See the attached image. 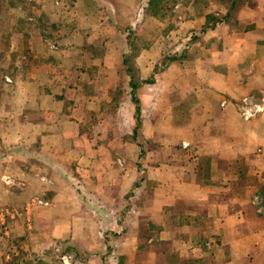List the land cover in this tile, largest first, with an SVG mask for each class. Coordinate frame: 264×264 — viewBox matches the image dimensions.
<instances>
[{"label":"rangeland","instance_id":"374dc122","mask_svg":"<svg viewBox=\"0 0 264 264\" xmlns=\"http://www.w3.org/2000/svg\"><path fill=\"white\" fill-rule=\"evenodd\" d=\"M70 1L0 0V150H6L7 141L19 135L8 136L14 133L8 125L13 124V118L20 112L27 116L24 103L32 97L27 88L41 83L40 79L46 80L53 67L57 86L68 76L69 85L77 87L82 95L97 97L99 108L94 112L85 108L84 98L72 99L75 107L72 113L82 119L79 152L85 151L86 146L110 141L111 158L117 159L120 151L126 165H137L136 180L125 182L121 202L114 201L120 194L116 175L103 179L104 173H94V167L77 159V150L71 153L67 150L63 162L72 175V191L65 189L67 192L56 202L52 191L40 196L32 194L26 209L31 212L30 217L24 207L13 209L12 205L0 204V264H86L94 254L104 257L102 264L182 263L174 257L176 247L159 231L166 226L181 227L188 220L184 213L186 205L182 202L176 207L171 205L162 213L150 203L160 182L157 178L168 171L166 165L171 166L169 171L175 180L188 165V159L198 157L197 175L215 190L210 192L212 199L241 202L253 193L261 198L257 204L262 206L264 173L249 162L252 154L240 153L224 160L219 156V147L215 153L216 150L203 149L200 142L188 145L186 125L174 124L170 130L168 124L162 123L158 136L152 135V124L142 122L144 116L151 115L152 103L144 96L146 106L142 107L136 92L152 83H158L164 94L168 89L172 91L162 72L172 63L182 70L183 60L201 56L208 50L207 28L218 20V9H225L228 17L230 14L234 17L233 24L238 25L240 14L246 15L261 0H79L80 11L70 10ZM198 13L206 16L205 25L197 29L186 27L185 20ZM257 20L260 26L264 25V15ZM255 38L258 46L259 38ZM260 41L264 46V40ZM120 42L125 44L122 54L118 51ZM182 76L171 74L173 86ZM133 82L139 84L134 89L138 111L132 100ZM247 98V105L240 98L239 102L232 98L240 115L254 116L263 111L264 98L255 99L259 103L251 96ZM163 100L160 109L166 111ZM65 104L70 106L67 101ZM37 112H32L34 117L40 116ZM102 120L106 121L104 125ZM98 123L102 133L95 128ZM108 162L111 165L113 159ZM82 167L89 172L80 171ZM103 180L107 185L102 184ZM2 193L8 196L7 191ZM90 194L99 200L106 194L109 201H93ZM250 205L244 203L247 208ZM205 211L206 207H198L195 213L202 225L209 228L215 219ZM125 233L131 240L127 239L122 254L118 245ZM134 235L138 236L137 244ZM206 238V243L211 241L205 245L207 264H215L218 235ZM87 245L92 249L86 248Z\"/></svg>","mask_w":264,"mask_h":264},{"label":"crops","instance_id":"0c3cea01","mask_svg":"<svg viewBox=\"0 0 264 264\" xmlns=\"http://www.w3.org/2000/svg\"><path fill=\"white\" fill-rule=\"evenodd\" d=\"M79 2L71 0L68 7L72 11H80ZM260 15H264V0L247 11L246 15L240 14L239 26L235 22L233 24L234 17L231 14L228 17L227 11L219 8L218 20L208 24L210 27L207 30L210 32L205 38L208 50L201 56L183 60L182 65L185 67L182 70L172 63L162 72L164 79L169 82L168 88L173 87V90L168 89L164 94L158 83L141 86L137 90L142 107L146 106L144 96L152 103L151 115L142 119L143 123L152 124V135L158 136L162 123L168 124L170 130L174 124L186 125L188 145L200 142L203 149L216 150L215 153L219 147V156L224 160L233 159L240 153L252 154L249 162L257 171L264 173V109L254 116H244L238 113L237 104L234 107L232 101V98H237L239 102L240 98L247 105V96L257 103L255 99L264 98V46L260 41L264 40V25L260 26L257 20ZM194 16L185 20L186 27L197 29L205 25V15L198 13ZM255 36L259 38L258 46ZM124 47V42H120V54ZM150 54L153 59L152 52ZM52 70L45 77L46 80L40 79L41 83L27 88V93L32 96L24 103L27 116H24V111L20 112L13 118V124L8 125L9 130H14L8 136L19 135L11 142L7 141L6 150H0V204L12 205L13 209L24 207L30 217L31 212L26 209L32 194L40 196L52 191L53 202H56L61 194L67 192L65 189L70 188L72 191V175H69L68 167L63 162L67 150L70 153L77 150L76 158L83 161L84 165L94 167V173H104L103 179L116 175L120 194L114 197V201L118 199L120 203L125 189L123 184L136 180L137 165H126L123 152L120 151L117 152V159L111 158L110 141L106 140L102 145L86 146L85 151L79 152L82 119L72 113L75 110L72 99L84 98L85 108L94 112L99 108L98 102H95L97 97L93 94L82 95L77 87L69 85L68 76L57 86L56 70L53 67ZM171 74L183 75L180 82L174 81L175 86L170 82L173 81ZM162 99L166 111L160 109ZM65 101L70 106L66 107ZM34 110H39V117L33 116ZM101 123L104 125L106 121L102 120ZM95 128L102 133L101 124H96ZM108 160H111V165ZM188 160L181 176L175 180L171 178V166L166 165L168 171L157 178L160 182L150 199L155 210L162 213L171 205L176 207L181 202L186 205L184 213L188 220L181 227L166 226L159 231L162 235L166 234L170 244L176 247L174 257L182 263L175 264H207L205 245L211 241L206 243V236L215 234L218 235V264H264V206L257 204L261 198L252 193L248 200L241 202L219 197L218 200L212 199L210 192L215 190L197 175L198 157L191 156ZM80 171L89 172V169L82 167ZM107 183L103 180L102 184ZM3 190L7 191L8 196L3 195ZM106 194L102 200L96 195L90 196L93 201L107 202L109 197ZM236 202L238 206L232 205ZM246 202L252 205L247 208L244 206ZM198 207H206L205 214L215 219L212 227L208 228L199 221L195 213ZM44 213L46 217L47 212ZM159 214L156 216L159 217ZM194 218L198 221H193ZM127 236L125 233L119 241L118 251L122 254L126 251L127 239L131 240ZM138 240V236L134 237L136 244ZM86 248L92 249L88 245ZM137 252L135 249V255ZM103 258L100 254L90 255L86 264H102Z\"/></svg>","mask_w":264,"mask_h":264},{"label":"trees","instance_id":"16d2710c","mask_svg":"<svg viewBox=\"0 0 264 264\" xmlns=\"http://www.w3.org/2000/svg\"><path fill=\"white\" fill-rule=\"evenodd\" d=\"M139 84L133 82L132 84V100L136 103V110H140V107L138 106V100L136 98V95L134 93V89H136L138 87Z\"/></svg>","mask_w":264,"mask_h":264}]
</instances>
